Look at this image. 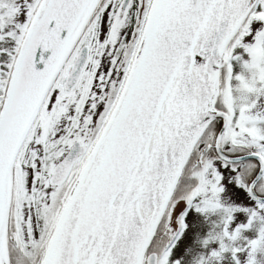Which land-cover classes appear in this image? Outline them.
<instances>
[{"label": "snow or ice", "instance_id": "obj_1", "mask_svg": "<svg viewBox=\"0 0 264 264\" xmlns=\"http://www.w3.org/2000/svg\"><path fill=\"white\" fill-rule=\"evenodd\" d=\"M0 264H264V0H0Z\"/></svg>", "mask_w": 264, "mask_h": 264}]
</instances>
